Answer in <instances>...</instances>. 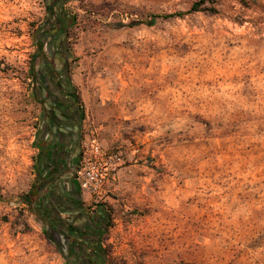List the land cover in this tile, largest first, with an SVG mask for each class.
<instances>
[{"label": "rangeland", "instance_id": "374dc122", "mask_svg": "<svg viewBox=\"0 0 264 264\" xmlns=\"http://www.w3.org/2000/svg\"><path fill=\"white\" fill-rule=\"evenodd\" d=\"M53 1L0 0V264H65L23 200L53 107L28 78ZM195 1L67 0L65 34L44 38L79 99V147L122 154L103 194L81 189L84 211L110 214L102 264H264V0L147 22Z\"/></svg>", "mask_w": 264, "mask_h": 264}, {"label": "flooded vegetation", "instance_id": "af4514ba", "mask_svg": "<svg viewBox=\"0 0 264 264\" xmlns=\"http://www.w3.org/2000/svg\"><path fill=\"white\" fill-rule=\"evenodd\" d=\"M61 51L63 50L61 49ZM46 74L47 77L44 82L48 95L53 100V107L48 112L50 116L46 121V127L54 126L57 132H59L60 127H66V129L68 128L67 130H70V127L77 126L81 119L80 105L76 98L75 89L64 72L55 71L47 67ZM52 134L49 144L44 143V140L39 138L38 155L35 162L40 163L38 161L47 157L50 165L49 175L44 180V188L46 189L45 194L49 198L50 210L54 215L49 218L45 229L50 237L66 253L67 259H64L69 264H102V249L98 244L100 231L93 226L94 213L90 214L84 211V208L80 205V201L76 198L69 201L59 193L55 194L56 190L53 185H56L58 182L57 173L60 171L62 164L59 159L61 145H57L54 142L57 134H54V132ZM58 134L64 137V139L70 137L68 131H65L64 134ZM71 143V146L75 145L73 140ZM41 170L43 171V167ZM35 175L36 177L39 176L41 180L45 176V174L43 176L41 174L40 176L39 172L35 173ZM46 185L49 188H46ZM59 208L71 213L70 219L61 217ZM77 221H81L82 223L77 224Z\"/></svg>", "mask_w": 264, "mask_h": 264}, {"label": "trees", "instance_id": "16d2710c", "mask_svg": "<svg viewBox=\"0 0 264 264\" xmlns=\"http://www.w3.org/2000/svg\"><path fill=\"white\" fill-rule=\"evenodd\" d=\"M57 0H54L51 4V10L49 11V14L53 17H55L58 21H56L55 23L53 22L52 24H49V27L46 31V33H41L40 39L39 37H35L34 39L36 40V51L33 54V58H39L40 62H41V66L35 69V64L32 63L31 67H30V71L28 74V78L31 79L32 81L35 82H40L41 84L44 85L45 88V79L47 77L46 74V63H47V59H46V53L43 49L44 46V38L46 37H52L53 41L55 42L56 40H60V38L58 37L60 34L64 35L65 32L62 31V23L64 24V27L66 25V22H72V19L69 17V15L67 13H65V11H63V2L67 1V0H59L58 2H56ZM58 4H56V3ZM215 2L216 0H196L195 2H193L190 6V8L186 11H174V12H169V13H165V12H161V13H154L152 14V19H150L149 21H147L149 24H151L154 21V18L156 17H162V18H169V17H174V16H183L188 12H196V11H207V12H217V8L215 6ZM70 22V24H71ZM57 34H59L57 36ZM61 43H63V36L61 37ZM38 40V41H37ZM60 42V41H59ZM59 52V53H58ZM54 51L53 52V56L56 55H60L61 57V61L63 64V70H65V67L67 66V59L65 58V54L64 51ZM52 68V67H51ZM53 70H55L54 68H52ZM64 72V71H62ZM36 96H37V90L39 89V87H33ZM76 98L78 99V96L76 94ZM50 114L48 113V118H49ZM44 160L42 159L41 161H38L40 163H35V173L39 172L40 176L42 174V170L41 168L44 166ZM40 166V167H39ZM45 186V181L39 179V176L36 177V179L34 180V182L32 183V189H30V191L25 195V197L23 198L24 202L26 203V205L28 206V209L30 210V212H32L33 214H35L36 216V221L39 223V225L41 226V228L44 230L45 234L50 237V235L48 234L47 230L45 229V226L48 223L49 218H51L52 215H54L52 213V211L50 210V205H49V198L46 196V189L44 188ZM81 205V203H80ZM110 214L107 213L106 208L104 206L103 203L99 202L95 204V211L93 214V226L96 227L99 231H100V237L101 235L108 229V227L111 224L110 221ZM100 237H99V246H100ZM64 258L67 259V255L66 253H64ZM65 264H69V262L65 261Z\"/></svg>", "mask_w": 264, "mask_h": 264}, {"label": "built area", "instance_id": "2783aa9c", "mask_svg": "<svg viewBox=\"0 0 264 264\" xmlns=\"http://www.w3.org/2000/svg\"><path fill=\"white\" fill-rule=\"evenodd\" d=\"M122 163L120 151L104 149L96 137H86L80 141L74 178L82 190L92 195H101L109 179L116 178Z\"/></svg>", "mask_w": 264, "mask_h": 264}, {"label": "crops", "instance_id": "0c3cea01", "mask_svg": "<svg viewBox=\"0 0 264 264\" xmlns=\"http://www.w3.org/2000/svg\"><path fill=\"white\" fill-rule=\"evenodd\" d=\"M71 128V129H70ZM70 130H67L66 127H60L59 132H57V129H55L54 126H48L45 128V131L41 133L40 138L44 140V143L49 144L52 139V132L54 134H57L55 136L54 142L57 143V145H61L60 150V162L62 164V167L60 171L57 173V184L53 185L55 188V194L59 193L61 196H64L67 200H72L73 198H76L78 201H80V197L82 198V190L74 178V170L78 162V156L80 153V147L77 142V133L75 127H70ZM65 131L69 133L70 137L67 139L58 133H65ZM64 136V135H63ZM70 138V139H69ZM72 140L75 142L74 146H71ZM48 150V148H47ZM44 166L42 171V176L45 174L43 180L47 177L48 171L50 170L49 160L47 157L43 158ZM46 188H49V186L46 185Z\"/></svg>", "mask_w": 264, "mask_h": 264}]
</instances>
